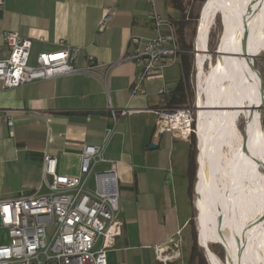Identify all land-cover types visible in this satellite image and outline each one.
I'll return each mask as SVG.
<instances>
[{
  "label": "crops",
  "instance_id": "0c3cea01",
  "mask_svg": "<svg viewBox=\"0 0 264 264\" xmlns=\"http://www.w3.org/2000/svg\"><path fill=\"white\" fill-rule=\"evenodd\" d=\"M185 5L186 0H154L156 11L175 25L188 13ZM110 8L114 15L99 29ZM148 10L147 0H3L0 10L1 51V33L14 31L31 40L30 64L40 52L77 47V67H98L97 75H61L15 88L0 84V110L10 111L13 119L11 127L0 123V199L48 193L45 153L57 158V174L76 176L82 146L101 145L104 161L96 162L93 172L116 165L122 221L121 234L106 254L111 264H161L154 247L180 228L186 237L192 213L188 148L180 144L188 147V141L157 133L154 126L153 110L165 107L164 95L180 78V58L150 73L141 95L132 94L136 65L119 60L132 52L131 37L153 34ZM111 63L103 78L102 66ZM124 108L133 112L112 117V110ZM86 187L95 190L93 173ZM183 250L181 259L167 264H186Z\"/></svg>",
  "mask_w": 264,
  "mask_h": 264
},
{
  "label": "built area",
  "instance_id": "2783aa9c",
  "mask_svg": "<svg viewBox=\"0 0 264 264\" xmlns=\"http://www.w3.org/2000/svg\"><path fill=\"white\" fill-rule=\"evenodd\" d=\"M147 2V22L153 34L131 37L132 52L119 59L132 61L137 67L133 95L144 94V81L148 75L175 63L181 52L176 25L156 11L154 0ZM2 6L3 0H0V10ZM114 13L112 8L107 10L99 29L106 26ZM1 38L4 45V49L0 50L2 88H15L61 75L98 74L95 65L85 68L76 66L77 47L40 52L35 57V63L30 64V39L14 31L2 32ZM112 64L102 66L103 78ZM158 93H164V89L159 88ZM132 112L127 108L111 111L114 119ZM153 113L157 133L167 132L184 140L195 133L192 107H160ZM2 122L10 127L13 125L10 111L0 110ZM101 152V145L84 144L76 176L57 174V158L45 153L42 171L48 193L0 199V230L4 231L7 239L6 243L0 244V264H111L106 254L121 234L122 221L119 219L116 165L111 163L107 170L93 172L94 164L104 161ZM92 173L96 186L94 191L86 187ZM185 243L182 229H177L173 239L154 247L155 259L161 264L181 259Z\"/></svg>",
  "mask_w": 264,
  "mask_h": 264
},
{
  "label": "bare ground",
  "instance_id": "6f19581e",
  "mask_svg": "<svg viewBox=\"0 0 264 264\" xmlns=\"http://www.w3.org/2000/svg\"><path fill=\"white\" fill-rule=\"evenodd\" d=\"M203 5L195 39L199 51L197 78L204 96L203 102L200 98L202 107L197 123L201 141L195 186L199 241L212 264L222 263L209 250L210 242L223 245L227 264H264V171H258L252 156L255 149L264 161V132L258 126V86L253 61L220 54L202 80L215 11L222 9L224 29L219 50L227 53L241 50L243 18L251 7L245 45L254 54L256 48L264 49V0H206ZM217 105L230 108H215ZM241 115L246 120L245 137L236 125ZM224 147L228 153L223 151ZM244 173L252 180L249 186L244 182Z\"/></svg>",
  "mask_w": 264,
  "mask_h": 264
},
{
  "label": "rangeland",
  "instance_id": "374dc122",
  "mask_svg": "<svg viewBox=\"0 0 264 264\" xmlns=\"http://www.w3.org/2000/svg\"><path fill=\"white\" fill-rule=\"evenodd\" d=\"M203 2L202 0H186V5H185V8L188 10V15H189V18L187 16L186 19H188V25L185 27V41L186 43H188L189 45H191L193 47V66H194V72L193 74H191L190 76V86L193 90V97L191 99H188L186 104H184V106H189V107H192L194 108V112H195V119H194V124H195V127L194 130H195V133H191L192 135H194V139L196 141V146H195V149L197 147V123H198V118H199V113H200V108H197L196 106V101H195V97H196V93L198 91L199 95H200V98H201V101L203 102V92H202V88H200V81H198V68H197V54L199 51L195 50L197 45H196V37H197V30H198V27H199V20H200V17H199V13H200V10H201V7L203 5ZM197 15V18L196 19H193V17ZM192 17V18H191ZM210 31H211V42H214L216 44V42L218 41L220 35H221V31H222V25H221V21H220V15L219 14H216L212 20V23H211V27H210ZM209 31V32H210ZM209 37V35H208ZM209 39V38H208ZM208 43V42H207ZM206 49H208V52L205 51L206 53V57L203 61V64H202V71H203V74L202 75V80H204V76H206L208 73H209V70L211 68V66L216 62V55H212L210 53V50H209V47H208V44H207V47ZM257 49V48H256ZM209 53V54H208ZM256 54V57L254 58V72H255V76H256V82H257V86H258V96L256 98V102H257V105L259 103L262 104V108L259 110V127L260 129H262V131L264 132V129L262 127V119H263V115H264V100H261L262 99V94L261 92L263 93L264 95V49L262 47H258V49L256 50V52L254 53ZM254 77V75H253ZM254 89H255V79H254ZM255 92H256V89H255ZM256 94V93H255ZM263 101V102H262ZM236 125L240 131V134L245 137L246 134H247V126H246V120L245 118L241 115L238 117V119L236 120ZM191 140V139H190ZM183 147H186V149L188 148L186 146L185 143H180ZM223 151L224 152H227V148L224 147L223 148ZM197 149L195 151V174H194V177L192 179V196H191V203H192V213H191V217H192V221H193V226L188 224V227L187 229H185V238H186V243L184 245V255H186L187 253H189V247H190V244H191V232H192V229L195 230V233H196V239H197V242L198 244L202 247L200 241H199V232H198V215H199V212L196 208V203H195V200H196V193H195V186H196V182H197V169H198V163H197ZM228 153V152H227ZM252 156H253V160H254V164H255V167L258 169L259 172H263L264 171V161L262 159L259 158L258 156V151L257 150H253L252 152ZM244 182L249 186L252 184V180L249 178V176H247L246 173H244ZM262 220H263V223H264V212L262 214ZM7 242V239L5 237V234H4V231L3 230H0V244L2 243H6ZM209 245H218L220 247L219 248H216V253H214V255L220 260V262L222 264H227V261H224V250H223V247L219 244V243H216V242H210L208 243V248H209ZM203 248V247H202ZM210 250V249H209ZM203 251H204V248H203ZM211 251V250H210ZM222 252V258H220L218 256V253ZM212 252V251H211ZM226 252V251H225ZM205 253L204 252V256H205ZM213 253V252H212ZM188 255V254H187ZM207 256V258H206ZM206 256H205V259H206V262L207 264H212V261L210 260V258L208 257L207 253H206ZM187 260V258H186Z\"/></svg>",
  "mask_w": 264,
  "mask_h": 264
},
{
  "label": "trees",
  "instance_id": "16d2710c",
  "mask_svg": "<svg viewBox=\"0 0 264 264\" xmlns=\"http://www.w3.org/2000/svg\"><path fill=\"white\" fill-rule=\"evenodd\" d=\"M187 16L189 18L188 13L186 14L184 13L181 19L176 22L178 44L181 50L179 54L180 65H181V75L177 83L175 84V86L167 94L164 95L163 100H164L165 107L184 106L187 100L193 97V90L190 86V76L194 72L193 54H192L193 47L189 45L188 43H186L185 32H184L185 27L188 25V19H186ZM196 18H197V15L193 17V19H196ZM210 37H211V31L209 32V37H208L209 39H208L207 44H208L210 53L214 56L215 55L214 51L216 49L217 42L216 44L214 42H211ZM194 119H195V114H194ZM258 125H259V120H258ZM192 126L195 127L194 121L192 123ZM262 127L264 129V115L262 119ZM193 137L194 135L191 134L189 138L187 139L188 154H187L186 178L188 181V195L190 199H191L192 192H193L192 179L195 174L196 141ZM188 223L193 226L194 223L192 221V217H190ZM216 248L220 249L218 245H209V249L213 253H216ZM218 256L222 258V252L219 251ZM186 264H207L205 256H204L203 248L197 242L196 233L194 229H192V232H191V244L189 247V253L187 255Z\"/></svg>",
  "mask_w": 264,
  "mask_h": 264
},
{
  "label": "water",
  "instance_id": "95a60500",
  "mask_svg": "<svg viewBox=\"0 0 264 264\" xmlns=\"http://www.w3.org/2000/svg\"><path fill=\"white\" fill-rule=\"evenodd\" d=\"M206 0H204V2H205ZM204 2H203V4H204ZM204 6V5H203ZM203 6L201 7V10H200V13H199V17L201 18V13H202V9H203ZM214 14H219L220 15V21H221V25H222V31H223V15H222V9H217L216 11H215V13ZM246 17H244L243 18V42H242V44H241V50L240 51H236V52H227V53H222V51H220L219 50V45H220V38L218 39V41H217V45H216V49H215V51H214V54L216 55V59H217V56L218 55H220V54H228V55H233V56H240V57H245V58H247L248 60L250 59L251 60V62L253 61V64L251 63V65H253L254 66V58L256 57V54H252V53H249L248 52V50H247V47H246V42H247V39H248V25H247V17H250L251 15H252V9H251V7H249V8H247V10H246ZM199 22H200V20H199ZM199 28V27H198ZM221 31V32H222ZM197 32H198V30H197ZM206 52H208V49H206ZM209 54V53H208ZM195 101H196V106H197V108H201L202 107V105H201V103H200V97H199V93H198V91H197V93H196V97H195ZM263 104V103H262ZM262 104H260V105H258L257 107H256V109L258 110V112H259V110L262 108ZM215 108H230V107H228V106H225V105H217ZM198 128V127H197ZM197 138H198V136H197ZM200 145H201V141L199 140V138L197 139V147H196V149H197V163H198V157H199V153H200ZM153 147H155L153 144H150L149 145V148H153ZM197 208V207H196ZM222 247H223V245L222 244H220ZM204 248V247H203ZM223 250H224V261H226V252H225V248L223 247ZM204 252H206L205 251V248H204ZM205 256H206V253H205ZM206 258H207V256H206Z\"/></svg>",
  "mask_w": 264,
  "mask_h": 264
}]
</instances>
